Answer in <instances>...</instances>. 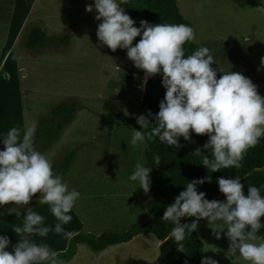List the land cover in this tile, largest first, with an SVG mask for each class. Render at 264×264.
I'll use <instances>...</instances> for the list:
<instances>
[{"label":"rangeland","instance_id":"obj_1","mask_svg":"<svg viewBox=\"0 0 264 264\" xmlns=\"http://www.w3.org/2000/svg\"><path fill=\"white\" fill-rule=\"evenodd\" d=\"M4 2L5 7L0 9V64L24 18L25 26L10 48L9 60L0 75V94L5 91L4 78L8 74L13 84L12 100L19 107L14 114L3 115L0 111L1 133L6 134L13 126L21 132L25 127L36 130L38 121L49 117L62 103L74 101L79 107L58 139L36 148L51 161L55 174L68 183L69 189L76 188L81 193L70 213L72 220L63 225L73 236L65 238L62 233L49 231L43 237L33 234L31 239L46 243L59 253L79 233H121L148 220L152 185L145 192L128 178L137 161L146 164V147L134 148L127 142L133 128L141 130L136 116L144 108V70L135 67L125 49L113 51L98 40L100 21L95 19V10L88 12L85 8L94 0ZM177 4L194 29V43L207 46L225 70L250 78L264 96V69L258 71L264 56V12L255 8L260 0H177ZM33 28L44 37L36 48L30 49ZM219 64L213 63L212 67L218 68ZM21 85L22 105L16 90ZM113 112H120L125 118L114 117L109 122L106 116ZM63 166L68 169L61 170ZM39 196L37 192L24 205L5 204L11 210L0 223L7 229L5 234L12 244L23 235L16 234L13 228L23 226L30 208L45 217V225L54 228L56 218L47 204H39ZM224 227L199 221L197 232L204 243L205 256L213 257L219 264H251L238 253L232 257L225 254L229 241L223 235L227 231ZM215 231H221L219 239ZM160 244L152 234H140L100 253L81 243L74 258L65 264H159Z\"/></svg>","mask_w":264,"mask_h":264},{"label":"clouds","instance_id":"obj_2","mask_svg":"<svg viewBox=\"0 0 264 264\" xmlns=\"http://www.w3.org/2000/svg\"><path fill=\"white\" fill-rule=\"evenodd\" d=\"M125 2L94 0L85 8L88 12L95 10V19L100 21L96 32L98 40L113 51L125 49L135 67L144 70L142 88L148 77L162 76L166 91L159 110L153 114L148 109L147 115L136 116L141 130L133 128L128 144L134 148L147 147V141L158 138L168 146L181 147V136L189 141L192 132L207 134V141L194 151L202 155L200 163L211 172L240 168L247 150L264 136V96L258 92L257 85L240 72L225 70L207 46L185 55V43L195 39L191 25L151 23L142 19L136 26L122 6ZM255 8L264 12V0ZM138 36L140 39L133 44ZM260 62L258 71L264 69V56ZM213 63L219 67H212ZM34 133V127H25L21 132L18 126L11 127L6 134L0 133L3 144L0 148V206L9 202L27 204L39 192V204H47L57 222L54 228L47 226L43 215L28 209L23 226L13 228L16 234H23L15 244L8 235L0 234V264H65L57 251L31 237L33 234L43 237L49 231L62 233L65 238L73 236L63 225L72 220L70 213L81 193L76 188L69 189L68 183L55 174L51 161L35 148ZM209 151L211 155L207 154ZM153 159L159 164L161 157L155 154ZM151 171L152 167L137 161L128 178L148 192ZM211 180V175L186 180L185 189L176 195L161 217L174 225L166 240L172 238L177 242V250L186 252L185 241L197 229L200 219L206 218L210 225L226 226L223 235L229 241L225 253L228 257L238 253L251 264H264V241L253 242L262 239L257 232L264 227V184H248L245 193L240 176L217 177L219 191L225 199L210 200L197 186ZM182 217L195 219L182 222ZM214 235L219 239L221 231H215ZM201 264H219V261L202 256Z\"/></svg>","mask_w":264,"mask_h":264},{"label":"trees","instance_id":"obj_3","mask_svg":"<svg viewBox=\"0 0 264 264\" xmlns=\"http://www.w3.org/2000/svg\"><path fill=\"white\" fill-rule=\"evenodd\" d=\"M125 11L135 20L136 26H139L140 20H147L151 23H185L191 25L181 14L177 0H126L122 5ZM44 35L36 28L32 29L28 47L36 48L42 42ZM140 37H136L133 44ZM199 47L194 41H188L184 45L185 55L191 54ZM161 74L148 77L144 87V108L141 114L147 115V110L151 109L154 114L159 110V103L164 98L166 89L162 85ZM79 107L74 101H68L55 107L49 117L38 121L35 136V148L46 147L58 139L64 129L74 119ZM109 122L114 117L125 118L120 112L108 114ZM151 119V117H149ZM153 123L155 121L153 120ZM208 139L207 134L191 133V140L186 141L181 136L179 138L181 147L168 146L161 143L158 138L147 141L146 147V166L152 167L150 173L151 185L153 191L152 199L147 203V209L150 217L148 220L136 223L128 230L121 233L105 232L101 235L91 233H79L74 236L68 247L58 253L65 261H71L77 253L78 245L86 243L93 251L100 253L108 247L125 244L133 240L140 234H152L161 243L159 264H201V258L204 256V243L199 237L197 230L193 231L190 237L185 241L186 252L177 250V242L172 238L166 240L168 233L174 226L171 222H164L161 217L165 208L174 202L176 195L184 190L187 181L193 178H202L211 175L212 180L205 181L198 185V191H204L208 199L224 200L225 195L219 191L217 177H241V183L245 185L244 191L247 192L248 184L259 186L264 184V136L260 138L259 143L250 147L243 159L240 168L221 169L216 172L208 170L201 162L202 155L194 153L195 149L202 146ZM207 151V150H203ZM159 154L160 163H154V155ZM211 155L210 151L207 153ZM71 156L67 158L69 164ZM66 171L68 166L60 167ZM264 194V192H262ZM195 217H182V222H190ZM200 220H207L201 218ZM264 220V218H262ZM257 236L264 241V227L258 232Z\"/></svg>","mask_w":264,"mask_h":264},{"label":"crops","instance_id":"obj_4","mask_svg":"<svg viewBox=\"0 0 264 264\" xmlns=\"http://www.w3.org/2000/svg\"><path fill=\"white\" fill-rule=\"evenodd\" d=\"M4 1L5 0H0V9H3V7H5L4 6V3H5ZM24 26H25V18L22 20V23H21V25H20V27H19L16 35H15V38H14L13 42L9 45L10 48H12V46L18 40L20 35H22L21 32H22ZM10 48H7L6 54L3 57V59L1 60L0 75L4 73V68L6 67L7 62L9 60V58L7 59V57L9 56ZM22 75H23V73H22ZM4 80L6 81V82H4L6 84V87H5V91H3L0 94V111H1V113H3V115L14 114V113H16L19 110V107H18L17 102L14 103L13 100H12V97H11V90L13 89L12 79H11V77L8 74H5ZM16 90H17V92L19 91V93H20V100H21L20 104L22 105V100L24 98V87L22 85L21 86H16ZM0 133H1V130H0ZM0 139H1V137H0ZM9 211L10 210L7 208L6 205L0 206V213H2V214H0V221L5 220L6 214ZM200 221H206V220H200ZM4 227H6L5 224H4ZM5 230H7V229L3 228V225H1V223H0V234H5V232H6ZM160 243H162V242H160ZM65 246L66 245H64L63 249L65 248ZM204 256H205V253H204Z\"/></svg>","mask_w":264,"mask_h":264}]
</instances>
